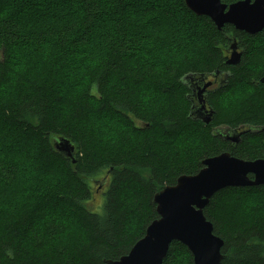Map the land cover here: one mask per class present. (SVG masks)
<instances>
[{
  "label": "trees",
  "instance_id": "trees-1",
  "mask_svg": "<svg viewBox=\"0 0 264 264\" xmlns=\"http://www.w3.org/2000/svg\"><path fill=\"white\" fill-rule=\"evenodd\" d=\"M17 1L0 0V135L6 139L0 141V186L9 191L25 172L29 183L20 201L0 209V264L116 261L157 219L152 199L164 186L196 174L202 160L223 152L264 159V131L247 133L235 145L213 133L215 127H264V57L257 49L263 44L254 45L264 41V30L248 35L225 25L218 31L184 0H170L197 23L193 58L179 67L159 64L150 40H138L110 17L115 27L102 43L104 55L79 74L78 55L101 29L100 17L111 11L126 17L133 3L147 16L166 0H27L48 10L68 2L78 7L73 23L57 20L61 26L35 40L15 17ZM157 12L158 30L175 17L170 10ZM231 39L242 50L236 66L225 60ZM214 72L226 79L207 98L214 114L204 125L188 117L184 78ZM58 137L73 143L75 164L54 150ZM102 174L107 187L100 209L90 210L91 183ZM203 213L223 240L220 264H264V186L220 190ZM133 220L140 223L138 235L131 233ZM163 264L193 262L184 245L172 242Z\"/></svg>",
  "mask_w": 264,
  "mask_h": 264
},
{
  "label": "water",
  "instance_id": "water-1",
  "mask_svg": "<svg viewBox=\"0 0 264 264\" xmlns=\"http://www.w3.org/2000/svg\"><path fill=\"white\" fill-rule=\"evenodd\" d=\"M184 3L196 16L207 17L218 31L225 25L248 35L264 30V0H239L229 5L221 0H184ZM226 51L230 54L226 65H238L242 53L238 52L235 39H231ZM218 75L214 72L210 76L216 78ZM207 76L202 74L200 78L204 81ZM259 82L264 85V76ZM211 85L208 82L198 90L191 87L190 97L197 104L192 102L188 117L204 125L213 120L214 111L206 107L203 96ZM262 131L264 127L213 128L216 136L234 145L241 141L243 135ZM52 140L54 150L75 164L73 143L65 137ZM201 166L196 174L181 175L174 185L164 186L154 194L152 203L157 219L148 224L144 236L126 255L116 261H104L105 264H163L172 242L188 249L193 264H220L225 259L221 253L223 240L214 235L212 224L204 216V209L220 190L264 186V159L242 160L223 152L202 160Z\"/></svg>",
  "mask_w": 264,
  "mask_h": 264
},
{
  "label": "rangeland",
  "instance_id": "rangeland-1",
  "mask_svg": "<svg viewBox=\"0 0 264 264\" xmlns=\"http://www.w3.org/2000/svg\"><path fill=\"white\" fill-rule=\"evenodd\" d=\"M47 2H49V0ZM16 4L19 5L17 7L15 17L18 18L20 27L24 32L34 35V40L37 35L50 33L61 26V22L57 23V20L63 21L68 25L73 23L76 11L78 10V7L73 2L63 3L64 7L54 10L46 9L43 4H38L36 6L31 5L27 0H18ZM133 5L135 10L134 12L132 10ZM133 5L129 6L130 9L127 8V13L130 15L126 17H123L124 15L122 13H115L113 11L107 14L108 16L105 15L100 17L97 25L101 29L95 32V37L88 50H86L83 54L78 55L82 69L78 65H75V67L77 66V72L79 74L83 73V69L85 67L92 65V62L96 63L104 55L105 50L104 46H102V43H104L105 37L109 35L112 29L115 27V24H112L113 20L110 19V17L121 20L123 22L121 24H124V27L134 33L138 40L142 38H144L146 41L150 40V45L155 47L153 58L157 57V63L159 64H168L174 62L177 64V67H179L184 58H193L192 49L193 47H197V45H199V41L196 38V34L194 32V30L197 28V23L195 20H192L193 18H191L189 15H185L184 13L181 14V12L178 11V7L172 6L171 1L166 0L164 3H158L157 7L162 8L167 13L169 10L172 11V14L175 17L170 19V17L167 15L169 20L168 27H162L161 30H158L157 28H160V21L158 20L162 17L157 12V7L152 14L146 16L145 14L141 13V10H138L140 4L137 5L133 3ZM11 8L12 6L9 5L7 9L9 10ZM121 17L122 19H120ZM188 34H191L190 39ZM259 44L263 45L258 46ZM254 45L255 47L258 46L257 49L263 53L261 54L263 58L264 41H262V43L255 42ZM45 49V53L50 51L49 48ZM29 50L31 51L32 49L29 48ZM23 54L25 55V57H22L23 61H27L30 56L27 55L26 52ZM17 62L15 67L19 66ZM237 93L238 91L234 92L233 95ZM226 94H228L226 96L227 98H231L229 97V93ZM235 97L232 99H235ZM225 101H227V99H225ZM4 139L5 138L0 135V141H6V139ZM20 153L21 151L17 150L14 154L18 155ZM25 173H21L17 181L22 182L15 185L9 191H5L3 187L0 186V209L6 203L12 204V201L21 200L22 195L27 188V184L29 183V177L25 175ZM91 184V190H93V199L89 203L88 207L90 210L95 211L100 209L102 193L107 187L104 174H102L97 180H94ZM139 231L140 223L137 220H133L131 224V233L133 235H138Z\"/></svg>",
  "mask_w": 264,
  "mask_h": 264
},
{
  "label": "flooded vegetation",
  "instance_id": "flooded-vegetation-1",
  "mask_svg": "<svg viewBox=\"0 0 264 264\" xmlns=\"http://www.w3.org/2000/svg\"><path fill=\"white\" fill-rule=\"evenodd\" d=\"M241 51L242 50L238 47V52H241ZM227 57L229 58L230 57V54H228L227 51H226L225 60H227ZM210 75L211 74H209L207 76V79H205L204 81H202L201 78L198 77V76H190L192 78H189L187 76V77L184 78V83L187 85V88L189 89V92H188V95H187V100L190 103V107L192 105V102L194 101L190 97L191 87L194 88V89H196V90H198V89L202 88L206 83H208V82L212 83V85L210 87L206 88V90L203 92V96H204L205 101H206V107L209 109V107H208L209 105L207 103L208 96L210 95V93H214V91H216L217 89H219V87H221V85H222V87L224 86L225 77H223L222 75L221 76L218 75L216 78H213ZM194 103L197 104L195 101H194Z\"/></svg>",
  "mask_w": 264,
  "mask_h": 264
}]
</instances>
